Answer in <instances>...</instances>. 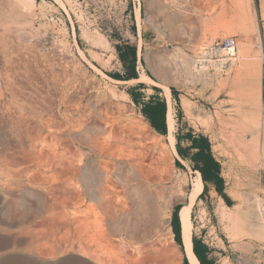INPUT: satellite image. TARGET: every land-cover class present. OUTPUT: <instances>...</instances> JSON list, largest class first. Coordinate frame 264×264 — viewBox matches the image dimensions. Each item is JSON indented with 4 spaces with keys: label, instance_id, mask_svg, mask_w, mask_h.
I'll use <instances>...</instances> for the list:
<instances>
[{
    "label": "rangeland",
    "instance_id": "374dc122",
    "mask_svg": "<svg viewBox=\"0 0 264 264\" xmlns=\"http://www.w3.org/2000/svg\"><path fill=\"white\" fill-rule=\"evenodd\" d=\"M11 1L0 0V264H120L113 240L158 247L145 264H183L170 221L186 204L191 237L207 243L216 264H264V157L226 140L235 129L252 139L264 116V0H34L25 17ZM182 27H204L206 42L163 34ZM137 29L145 40H127ZM228 36L237 39L231 68L199 70V52ZM124 41L137 43V80L111 75L124 73L117 50ZM154 94L167 97L172 118L210 139L224 203L219 194L192 198L197 174L190 163L177 165L170 135L141 111ZM59 155L68 157L60 162L66 168L77 158L78 187L60 188L52 175ZM113 192L134 196L131 214L116 212ZM144 201L166 212V226L141 213Z\"/></svg>",
    "mask_w": 264,
    "mask_h": 264
},
{
    "label": "bare ground",
    "instance_id": "6f19581e",
    "mask_svg": "<svg viewBox=\"0 0 264 264\" xmlns=\"http://www.w3.org/2000/svg\"><path fill=\"white\" fill-rule=\"evenodd\" d=\"M3 2L5 1L6 3L8 2V1H10V3L12 4V1L11 0H2ZM238 1V0H237ZM18 2H19V5L17 4L16 6L18 7V11H17V8L15 9L16 10V12H17V14H18V12H19V15H22V16H26L27 14L29 15V14H31V7L33 6V4H34V0H18ZM239 2V1H238ZM238 2H237V4H238ZM7 4H9V3H7ZM233 4V3H232ZM240 4V3H239ZM14 5H15V3H14ZM241 8H243L244 6H242V1H241ZM15 7V6H14ZM236 7H238V6H236ZM240 8V7H239ZM238 8V9H239ZM255 9V8H254ZM236 10V9H235ZM241 11L240 12H242L243 10L242 9H240ZM239 11V10H238ZM245 11H247V7H246V10ZM250 11H251V9H250ZM240 12H239V14H240ZM244 12V11H243ZM24 15H23V14ZM247 13H249L248 11H247ZM16 14V15H17ZM241 16V15H240ZM14 17H16L15 15H14ZM21 17V16H20ZM23 17V18H24ZM245 17V16H244ZM241 18H242V16H241ZM251 18V17H250ZM25 19V18H24ZM26 20V19H25ZM242 20V19H241ZM253 20H254V18H253ZM244 20H242V21H240L241 23V26H242V22H243ZM22 22V21H21ZM28 22V21H27ZM255 21H253V23H254ZM251 23V22H250ZM249 23V24H250ZM245 24V23H244ZM243 24V25H244ZM252 25V24H251ZM255 25H257V24H255ZM254 25V26H255ZM238 26V25H237ZM256 27V36L257 37H259V35L260 34H258V30H257V26H255ZM232 28V27H231ZM239 28V27H238ZM247 28V27H246ZM238 30V29H237ZM240 30V29H239ZM243 33H245V32H243ZM255 36V37H256ZM257 40V39H256ZM258 41V40H257ZM248 44V43H247ZM258 44V43H257ZM236 50H237V39L235 38V37H233V36H228V37H224V38H221V39H219V40H217V41H215V42H213L208 48H206V49H204V50H202V51H200L199 52V54H198V56H197V58H196V65H197V67L199 68V70H207V71H213L214 72V68L215 67H219L221 70L224 68V67H226V69L228 70V69H230L231 68V60L232 59H234L235 58V55H236V53L238 52H236ZM237 57V56H236ZM256 63H258V62H256ZM214 76V75H213ZM245 84H246V86L247 87H249V80H248V78H245ZM0 92H1V89H0ZM12 93V92H11ZM2 94V93H1ZM0 96H2V95H0ZM17 106V105H16ZM256 106V105H255ZM20 107V106H19ZM18 107V108H19ZM23 111V110H22ZM26 111V110H25ZM262 113H264V110H263V112ZM32 116V115H31ZM257 118H258V116H257ZM240 122V121H239ZM63 123V122H62ZM242 123V122H241ZM255 123H257V121L255 122ZM60 124V123H59ZM230 124V123H229ZM234 124V123H233ZM36 125V124H35ZM38 125V124H37ZM42 126V125H41ZM49 126V125H48ZM167 126H168V128H169V130H172V128H173V118L168 114L167 115ZM54 127V126H53ZM26 128H28V127H26ZM37 128V127H36ZM58 128V127H57ZM38 130V129H37ZM36 129H35V131H37ZM40 130V129H39ZM43 130V129H42ZM46 130V129H45ZM60 130V129H59ZM26 131H29V130H26ZM34 131V130H33ZM56 131V130H55ZM248 131V130H247ZM252 132V131H251ZM19 133V132H18ZM25 133V132H24ZM241 131H236V129L235 130H233L232 132L230 131V134H229V136L227 135H225L226 136V140L228 141V143L231 145V147L234 149V150H236V151H238L239 153L241 152V153H246V152H250V151H248V149L250 148V146L252 147V148H254L255 149V151H256V153L258 154H260V155H262L263 157H264V116H263V114H261V118L259 119V122H258V124H257V129L254 131V132H252V133H250V136H251V138L252 139H246V137H247V134L246 133H242ZM21 134H22V132H21ZM249 134V133H248ZM18 135V134H17ZM25 135V134H24ZM30 135V134H29ZM57 134H55V136H56ZM26 136V135H25ZM33 136V135H32ZM20 137V136H19ZM39 137V136H38ZM37 137V138H38ZM58 137V136H57ZM228 137V138H227ZM23 138V137H22ZM33 138V137H32ZM31 138V139H32ZM40 138H41V135H40ZM44 138V137H43ZM52 138V137H51ZM30 139V140H31ZM33 139H36V138H33ZM32 139V140H33ZM39 139V138H38ZM45 139V138H44ZM44 139H43V141H44ZM60 139V138H59ZM62 139V138H61ZM24 140V139H23ZM37 140V139H36ZM41 140V139H40ZM47 140V139H46ZM51 140H53V138L51 139ZM57 140H58V138H57ZM170 141V144L171 145H173L174 144V137L172 136V135H170V139H169ZM249 140V141H248ZM251 140H253V141H251ZM26 142V141H25ZM30 142V141H29ZM32 142V141H31ZM46 142V141H45ZM61 142V141H60ZM251 142V143H250ZM34 143V142H33ZM32 143V144H33ZM31 144V145H32ZM36 144V143H35ZM29 145V144H28ZM44 145V144H43ZM33 146V145H32ZM40 146V145H39ZM37 147V146H36ZM48 147V146H47ZM39 149H41L40 147H39ZM33 150V149H32ZM61 150V149H60ZM34 151V150H33ZM44 151V150H43ZM52 151V150H51ZM252 151V150H251ZM258 151V152H257ZM32 152V151H31ZM33 153V152H32ZM31 153V154H32ZM36 153V152H35ZM34 154V153H33ZM45 154H46V151H45ZM50 154V153H49ZM53 154V153H52ZM254 155H255V153H253ZM27 155H30L29 154V152H28V154ZM64 155V154H63ZM67 155V154H66ZM65 155V156H66ZM31 156V158H32V155H30ZM65 156H63L64 158H62V155H59V158H60V160H59V162H57L56 163V165L58 164L59 166H61L60 167V169L59 170H57V169H51V170H53V172H52V175H57V179H59V182H58V185L60 186V188L61 187H66L68 184H71L72 183V185H74V187H73V189L75 188V187H78V183H79V180H81V175H80V169H78L79 167H76V164H74L76 161V159H74V161H73V159H71L70 161H69V166H70V168L68 167V168H66L67 167V165H64V164H62L64 161H63V159H65V158H68L67 156L65 157ZM76 156V155H75ZM256 156V155H255ZM34 157H35V155H34ZM37 157H38V155H37ZM49 157V156H48ZM52 157V156H51ZM57 157V156H56ZM44 158V157H43ZM25 159V158H24ZM30 159V158H29ZM36 160V159H35ZM47 160H48V158H47ZM68 160V159H67ZM63 161V162H62ZM78 161H79V159H78ZM60 162H62L61 164H60ZM39 163V162H38ZM67 164H68V162H67ZM48 165V164H47ZM64 165V166H63ZM262 165V164H261ZM42 166H46V165H42ZM66 166V167H65ZM65 167V168H64ZM26 168V167H25ZM53 168V167H52ZM59 168V167H58ZM39 170V169H38ZM50 170V169H49ZM69 170V171H68ZM84 170V169H83ZM34 171H36V170H34ZM51 172V171H50ZM41 173V172H40ZM39 173V174H40ZM48 174V173H47ZM66 174H67V177L64 179L63 177L64 176H66ZM11 175V174H10ZM27 175V174H26ZM31 175V174H30ZM34 175V174H33ZM84 175V174H83ZM83 175H82V179H84L83 178ZM1 176V175H0ZM16 176V175H15ZM14 176V177H15ZM21 176V175H20ZM40 176V175H39ZM5 177V176H4ZM34 177V176H33ZM36 177H38L37 175H36ZM30 178V177H29ZM32 178V177H31ZM32 180V179H31ZM39 180V179H38ZM41 180V179H40ZM39 180V181H40ZM8 181V180H7ZM35 182H36V180H34ZM58 181V180H57ZM88 181V180H87ZM0 182H2V181H0ZM41 182V181H40ZM39 182V183H40ZM46 182V181H45ZM48 182V181H47ZM3 183H4V181H3ZM5 183H6V181H5ZM18 183V182H17ZM7 184V183H6ZM28 184V183H27ZM123 184V183H122ZM3 185V184H2ZM2 185H0V186H2ZM10 185V184H9ZM15 185H16V183H15ZM76 185V186H75ZM3 186H5L6 187V185H3ZM142 186V185H141ZM8 187V186H7ZM9 187H11V186H9ZM47 187H49V186H47ZM51 187V186H50ZM55 188H56V186H54ZM116 187H118V186H116ZM202 187H203V184H202V180H201V178H200V176L197 174L194 178H193V180H192V182H191V187H190V192H191V195H192V198L193 197H196L197 195H199L200 194V192L202 191ZM113 188H114V186H113ZM2 189H5V188H0V190H2ZM10 189V188H9ZM30 189V188H29ZM28 189V190H29ZM47 189V188H46ZM116 189V188H115ZM143 189V188H142ZM6 190H7V188H6ZM59 190V189H58ZM114 190V189H113ZM25 191V190H24ZM37 191V190H36ZM71 191H74V190H71ZM121 191V190H120ZM133 191V190H132ZM136 191V190H135ZM140 191H142V190H140ZM145 191V190H144ZM1 192V191H0ZM2 192H3V190H2ZM74 192H76L77 193V190L75 189V191ZM6 193V192H5ZM9 193V192H8ZM7 193V194H8ZM45 193V192H44ZM115 193H117L116 192V190H115ZM114 192H113V208H116L117 209V211L116 212H118L119 211V213L120 212H122V211H124L125 213L127 212V213H129V214H131L132 212H131V206H130V202H129V198L131 197H129V195H128V197H123V195L122 194H120L121 195V197L119 196V195H117V194H115ZM134 193V192H133ZM119 194V193H118ZM127 194V193H126ZM9 195V194H8ZM46 195V194H45ZM78 195H79V193H78ZM60 196V195H59ZM119 196V197H118ZM139 196V195H138ZM54 197V196H53ZM132 197H134V196H132ZM131 197V198H132ZM142 197V196H141ZM5 198V197H4ZM6 198H7V196H6ZM142 200H143V198H141ZM134 200V199H133ZM136 200V199H135ZM134 200V201H135ZM4 201H6V200H4ZM145 201H146V199H145ZM143 202L142 203V205H140V207H141V213L142 212H144V214H146L145 216H146V218L148 217L149 219H151V221L150 222H152V220L153 221H155L156 223H158V224H160L161 226H164L165 224H166V222H167V215H166V212L165 211H163L162 209H157L156 208V205H153V207H151L150 206V204L152 203H150L149 202V204L147 203V202ZM48 203V202H47ZM135 203V202H134ZM139 204V203H138ZM141 204V203H140ZM155 206V207H154ZM56 207V206H55ZM54 207V208H55ZM51 209H52V205H51V207H50ZM57 208V207H56ZM55 208V209H56ZM223 209V208H222ZM57 210H58V208H57ZM143 210V211H142ZM48 213V212H47ZM134 214V213H133ZM137 214V213H136ZM143 214V213H142ZM142 214H141V216H142ZM50 214H48V216H49ZM51 217V216H50ZM59 217V216H58ZM144 217V216H143ZM49 218V217H48ZM179 218H180V223H181V236H182V252H183V254L187 257V259H188V261H189V263L190 264H199V262H198V259L196 258V256L194 255V253H193V251H192V240H191V223H190V205L189 204H186V205H183V206H181V208H180V210H179ZM40 219H41V217H40ZM46 219V218H45ZM59 219V218H58ZM140 219H142V220H144V218H140ZM42 220V219H41ZM48 220V219H47ZM50 220V219H49ZM55 220V219H54ZM148 220V219H147ZM146 220V221H147ZM43 221H44V219H43ZM149 221H148V223H149ZM36 223V222H35ZM44 223V222H43ZM50 223V222H49ZM56 223V222H55ZM141 223V222H140ZM144 223V222H143ZM154 223V222H153ZM45 224H46V220H45ZM58 224H59V222H58ZM57 224V225H58ZM46 225H48V224H46ZM55 225V224H54ZM22 226V225H21ZM37 226V225H36ZM52 226H53V222H52ZM166 226V225H165ZM258 226V225H257ZM42 227H44V226H42ZM41 227V228H42ZM46 227V226H45ZM116 227V226H115ZM3 228V227H2ZM28 228H30L31 230H32V227H28ZM36 228V227H35ZM39 228V227H38ZM47 228V227H46ZM49 228H50V225H49ZM48 228V229H49ZM52 228V227H51ZM54 228H55V226H54ZM5 229V228H4ZM29 229V230H30ZM40 229V228H39ZM38 229V230H39ZM53 229V228H52ZM51 229V230H52ZM43 230H44V228H43ZM47 230V229H46ZM46 230H45V232H46ZM50 230V229H49ZM48 230V231H49ZM50 230V231H51ZM263 230V229H262ZM23 231V230H22ZM34 232V231H33ZM123 232V231H122ZM23 233H24V231H23ZM44 233V232H43ZM53 233V232H52ZM116 235V234H115ZM259 235H261V233L259 234ZM113 236H114V234H113ZM118 236V234L116 235V237ZM49 237V236H48ZM115 237V238H116ZM149 238V237H148ZM147 239V238H146ZM5 241V240H4ZM153 244H149L148 243V246H146V244L144 243V244H139V243H131V242H124L123 240L121 241H118V242H114V240H113V248H115V249H117V250H119V256L117 255V257H119V262H120V264H145V260H151L155 255H156V257L159 255V254H157L156 252L157 251H159V249H158V247H156L155 246V249L153 248V246H152ZM165 246V245H164ZM161 247V248H164L162 251H164L165 252V254L166 255H170L171 256V254H170V252H169V248H167L168 246H166V248L165 247ZM157 248V249H156ZM114 251V250H113ZM171 251V250H170ZM115 252V251H114ZM161 253V252H160ZM169 256V257H170ZM167 257V256H166ZM147 262H149V261H147Z\"/></svg>",
    "mask_w": 264,
    "mask_h": 264
},
{
    "label": "trees",
    "instance_id": "16d2710c",
    "mask_svg": "<svg viewBox=\"0 0 264 264\" xmlns=\"http://www.w3.org/2000/svg\"><path fill=\"white\" fill-rule=\"evenodd\" d=\"M118 57L121 60L124 68V73H113L112 77L119 80H129L138 78L136 71V51L134 46H124V51L121 52L120 48L117 47ZM159 90L158 88H155ZM141 111L150 126L155 129L157 132L165 134L166 133V104L164 100H156L154 102L145 103ZM178 146V143H177ZM197 148V151L190 153V149ZM178 152L180 150L177 148ZM187 156L193 161V169L198 170L201 173L202 182L217 181V175L219 172V164L214 160L210 151L204 152L200 147L196 146V143L192 140L190 146L187 148ZM183 167V166H181ZM217 190L223 196L221 192V187L217 186ZM206 191V186L204 185L203 192ZM224 197V196H223ZM181 206L176 205L171 216V228L175 237L176 242L179 245H182L181 241V223L179 219V210ZM192 251L196 258L199 261V264H215L212 261L207 259L208 246L201 242L196 236H192ZM183 264H189L186 257H184Z\"/></svg>",
    "mask_w": 264,
    "mask_h": 264
},
{
    "label": "crops",
    "instance_id": "0c3cea01",
    "mask_svg": "<svg viewBox=\"0 0 264 264\" xmlns=\"http://www.w3.org/2000/svg\"><path fill=\"white\" fill-rule=\"evenodd\" d=\"M172 31V32H170ZM169 33L174 34H180L181 36H186L187 38L185 39V43L191 44V45H200V44H204L206 42V38L208 37V35L205 32V28L204 27H182L181 29H165L164 33L165 35H169ZM125 40V39H123ZM127 40H145L143 39V34L142 32L140 33V30L137 29V31H134L133 34V39L132 38H127ZM160 40H173L169 37H163V39L161 38ZM128 45V46H134L135 47V51H136V71L138 74V78L140 77V72L138 70V66H137V52H138V47H137V43L136 42H132V41H124L123 44H121V46H119L120 51L123 52L124 51V46ZM138 78H134V79H129V80H137ZM153 89V88H152ZM155 89V88H154ZM143 89L141 88H137V89H133L132 90V96L134 97H138L141 96V93L138 91H142ZM156 90V89H155ZM156 100H164L165 104H166V115H165V123H166V133L162 134L157 132L155 129V131L160 134V135H172L175 138V158H176V162L178 166H185V163H190V167L192 169V172L198 174L201 178V173L198 170H194L193 169V161L191 160V158L189 156H187V148L190 146L192 140L196 143L197 147H200L204 152L206 151H210L212 157L214 158V160L219 164V172H218V179L217 181H209V182H202L203 187H202V191L200 192V194L197 196V200H200V202L202 201V197L204 196L205 201L207 202L208 198L205 195L206 193H208L210 196H212L213 194L218 195L220 197V200L224 203V198L227 197L229 194L226 192V188H225V182L223 179V176L221 174V168H220V163L219 160L214 156V154L212 153V145L210 142V139L205 135V134H197L194 130H192V128H190V126L187 124H182V121L179 119L177 114H173V126H176V132L172 133L171 130H169L168 126H167V114H168V108H169V101L166 97V100L163 98H160L158 96H156V94H154L151 99L145 103L148 102H154ZM144 105V104H143ZM177 115V116H176ZM180 122V123H178ZM149 123V122H148ZM173 129V128H172ZM178 143V146H177ZM177 148L180 150V153L178 152ZM197 151V148H192L190 149V153H194ZM202 180V178H201ZM203 181V180H202ZM204 185L206 186V191L203 192L204 189ZM217 186L221 187V192L224 196L221 197L222 195L219 193V191L217 190ZM180 219V218H179ZM182 239V237H181ZM199 239V238H198ZM202 243L206 244L207 243L203 240L200 239ZM209 247H208V253H207V259L212 261L213 263L216 264V261L213 259H211V252H209ZM185 256V255H184ZM186 257V256H185ZM187 258V257H186ZM188 260V259H187ZM189 262V261H188ZM199 262V261H198ZM190 264V263H189Z\"/></svg>",
    "mask_w": 264,
    "mask_h": 264
},
{
    "label": "water",
    "instance_id": "95a60500",
    "mask_svg": "<svg viewBox=\"0 0 264 264\" xmlns=\"http://www.w3.org/2000/svg\"><path fill=\"white\" fill-rule=\"evenodd\" d=\"M189 263V262H188Z\"/></svg>",
    "mask_w": 264,
    "mask_h": 264
}]
</instances>
